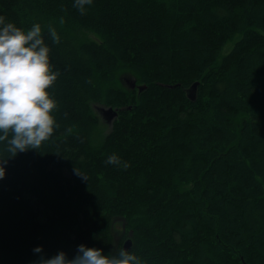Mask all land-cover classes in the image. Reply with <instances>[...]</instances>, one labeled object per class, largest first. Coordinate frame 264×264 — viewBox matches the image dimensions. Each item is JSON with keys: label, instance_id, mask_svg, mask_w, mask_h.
I'll use <instances>...</instances> for the list:
<instances>
[{"label": "trees", "instance_id": "1", "mask_svg": "<svg viewBox=\"0 0 264 264\" xmlns=\"http://www.w3.org/2000/svg\"><path fill=\"white\" fill-rule=\"evenodd\" d=\"M73 5L0 0L6 22L41 25L60 72L59 127L0 179V264L128 238L142 264H264V0ZM94 104L118 110L100 138Z\"/></svg>", "mask_w": 264, "mask_h": 264}, {"label": "clouds", "instance_id": "2", "mask_svg": "<svg viewBox=\"0 0 264 264\" xmlns=\"http://www.w3.org/2000/svg\"><path fill=\"white\" fill-rule=\"evenodd\" d=\"M92 4L93 0H74L73 6L83 15ZM47 31L52 44L61 42L54 27L48 25ZM51 52L39 23L23 29L0 16V179L5 177L10 159L18 153L38 151L59 127L54 115L58 103L49 89L60 72L50 62ZM105 164L130 167L115 153ZM33 251L41 253L42 247ZM33 264H142V260L123 247L103 254L102 249L81 244L71 258L60 251L51 257L40 256Z\"/></svg>", "mask_w": 264, "mask_h": 264}, {"label": "rangeland", "instance_id": "3", "mask_svg": "<svg viewBox=\"0 0 264 264\" xmlns=\"http://www.w3.org/2000/svg\"><path fill=\"white\" fill-rule=\"evenodd\" d=\"M88 36L89 37H93V35L91 33H88ZM239 36L237 35L236 36V39H238ZM232 45H233V42H228L224 45V47L222 48V50L220 51V57L227 54L231 48H232ZM132 80V79H129V81ZM93 109L94 111L96 112V114L99 116L100 118V121H101V125L99 127V129L96 131L95 135H97V138H100L104 133H106L110 127H111V123H107L105 118H104V114H102L103 110L104 111H107L106 109H108V107L102 105V104H94L93 105ZM102 111V112H101ZM115 229L114 232H113V236L114 238L117 237L118 235V231L120 229V226L119 225H116L115 226Z\"/></svg>", "mask_w": 264, "mask_h": 264}, {"label": "water", "instance_id": "4", "mask_svg": "<svg viewBox=\"0 0 264 264\" xmlns=\"http://www.w3.org/2000/svg\"><path fill=\"white\" fill-rule=\"evenodd\" d=\"M127 83H128V86L130 87V88H137L139 91L140 90H142V89H144L145 88V86H143V85H137L136 84V82H135V80L134 79H132V80H127ZM197 83H194L193 84V86L192 87H195V85H196ZM107 111H104L103 110V112H102V114H104V118H105V120H106V122L109 124V123H111L112 124V121H113V119L117 116V114H118V110L117 109H114V108H112V107H108V109H106ZM130 246H131V239H126V241L124 242V244H123V248L125 249V250H128L129 248H130Z\"/></svg>", "mask_w": 264, "mask_h": 264}]
</instances>
